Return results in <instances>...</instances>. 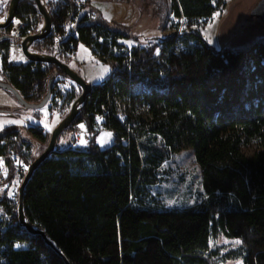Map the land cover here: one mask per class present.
<instances>
[{"label": "trees", "instance_id": "obj_1", "mask_svg": "<svg viewBox=\"0 0 264 264\" xmlns=\"http://www.w3.org/2000/svg\"><path fill=\"white\" fill-rule=\"evenodd\" d=\"M47 5L52 30L32 50L68 64L83 44L111 74L93 86L63 132L71 136L69 146L58 148V139L25 188L28 221L62 255L18 222L11 229L0 227V264H66L65 259L69 264H212L210 245L220 235L240 241L223 261L264 264V41L217 50L191 30L186 44L194 45L185 51L172 50L175 34L163 40L161 52L157 45L128 49L119 41L130 35L81 0H47ZM216 10L213 0H172L173 15L190 26ZM16 19L22 24L18 36L12 34L13 23L0 28L4 89L24 106L66 116L82 92L60 91L58 79L67 76L59 68L29 60L8 65L13 43L37 33L43 18L33 0H21ZM69 23L74 28L67 34ZM118 109L126 113L123 121ZM98 118L114 137L106 148L97 142ZM79 123L89 133L84 148L75 146L73 126ZM28 132L44 151L51 132L34 127ZM251 144L256 151L247 156ZM31 147L19 128L0 133V156L9 167L14 152L30 165L37 157ZM186 149L193 150L201 168L204 200L183 209L147 206L164 163Z\"/></svg>", "mask_w": 264, "mask_h": 264}, {"label": "rangeland", "instance_id": "obj_2", "mask_svg": "<svg viewBox=\"0 0 264 264\" xmlns=\"http://www.w3.org/2000/svg\"><path fill=\"white\" fill-rule=\"evenodd\" d=\"M44 1L47 4V0ZM218 1L213 0L217 10L210 19L190 26L184 19L173 15L172 0H81L82 4L92 6L100 12L112 28L124 30L130 35L129 39L119 41L128 49L157 45L156 52H161L163 40L175 34L172 50L175 53L185 51L194 45L193 41L186 44V34L191 30H197L217 50L245 48L256 41H264V21L253 15L254 9L261 0H221V4H218ZM9 3L10 0H6V4L0 3V21L6 18ZM86 10L89 16L93 17L94 13L88 8ZM13 24L12 34L18 36L22 24L16 18ZM40 24L39 30L43 28V22ZM66 28L68 34L74 25L69 23ZM62 39L64 37L59 38V40ZM11 56L16 64L28 62L23 53L18 54L13 51ZM72 61L80 65L81 69L78 73L93 86L103 84L111 74V67L100 62L83 44L79 45L68 64ZM1 67L2 62H0V84L4 82ZM58 80V88L63 94L72 89H76L78 93L82 92L81 88L68 77H59ZM119 105L127 114L130 113L128 105L122 103ZM70 109L67 110V114ZM140 113L144 119H150L146 108H142ZM64 117L60 113L50 116L47 107L36 110L33 105L24 106L11 92L0 87V133L19 128L23 139L32 146L33 157L42 153L43 146L28 132V128H36L39 125L52 131ZM82 124L86 127L84 123ZM96 129L99 133L97 141L102 148L113 144V134L102 128L100 118L97 119ZM70 141L69 133L62 134L58 148H67ZM87 144L80 141L76 146L84 148ZM244 151L247 156H252L256 146L251 144ZM160 177V182L150 188L154 200H146L147 206L162 210L183 209L195 206L205 198L201 183V168L192 149L183 150L166 161L161 168ZM236 242L237 240L228 239L223 235L212 242L210 245V251L214 253L211 259L212 264H244L241 260L223 261L221 259L222 255L237 248L239 243Z\"/></svg>", "mask_w": 264, "mask_h": 264}, {"label": "water", "instance_id": "obj_3", "mask_svg": "<svg viewBox=\"0 0 264 264\" xmlns=\"http://www.w3.org/2000/svg\"><path fill=\"white\" fill-rule=\"evenodd\" d=\"M21 0H10L8 12L6 18L0 21V28H6L11 23H13L16 18V13ZM43 18V28L37 33L29 34L21 41L22 53L29 61L39 62L43 64H51L59 68L69 79H71L79 88H81V95L74 101L71 106L70 112L64 117V119L52 130L49 143L45 150L35 158V160L30 164L28 172L25 174L24 180L19 190V202H18V220L19 224L29 233L34 235H40L44 241L56 250L60 255V251L55 247L54 243L49 240L46 233L39 230L37 227L33 226L27 219L24 211L23 197L25 188L35 172V170L40 166V164L45 161L50 155L55 151L56 144L60 136L65 130H67L76 120L78 114L80 113L82 107L87 102L88 96L92 93L93 85L89 84L85 79L74 69H72L69 64L63 62L56 55H48L37 53L33 51L32 44L37 41L46 38L52 30V14L49 10L48 5L44 0H33ZM253 15L260 17L264 21V0L260 3L253 11ZM3 88L6 87L5 84H0ZM18 99L20 97L18 96ZM65 259V258H64ZM66 264L69 262L65 259Z\"/></svg>", "mask_w": 264, "mask_h": 264}, {"label": "built area", "instance_id": "obj_4", "mask_svg": "<svg viewBox=\"0 0 264 264\" xmlns=\"http://www.w3.org/2000/svg\"><path fill=\"white\" fill-rule=\"evenodd\" d=\"M43 22L39 20V24ZM41 25V24H40ZM22 53L21 42H15L11 46L10 54L12 51ZM1 62V56H0ZM14 64L11 59L8 60V65ZM109 109H105V112H109ZM118 118L123 121L126 118V113L122 109H118L117 112ZM82 123L75 124L73 126V134L76 139L75 146L80 141H89V133L86 127ZM38 129V128H37ZM40 130V129H39ZM42 131V130H41ZM12 140H15L16 137L12 136ZM4 143V141H3ZM11 166L9 167L6 164L5 157L0 156V190L3 194L0 195V227L2 230L11 229L16 226L19 222L18 220V202H19V190L24 180L25 174L28 172L29 164L19 153H12L10 155ZM12 172V178L9 179V176ZM14 206V207H10ZM10 207V208H9ZM2 251H5V248H2Z\"/></svg>", "mask_w": 264, "mask_h": 264}, {"label": "crops", "instance_id": "obj_5", "mask_svg": "<svg viewBox=\"0 0 264 264\" xmlns=\"http://www.w3.org/2000/svg\"><path fill=\"white\" fill-rule=\"evenodd\" d=\"M14 51V50H13ZM12 51V52H13ZM16 52V51H15ZM16 53H18V52H16ZM18 54H21V53H18ZM10 59H11V61L14 63V64H16L14 61H13V58H12V56H11V54H10ZM18 64H25L24 62L23 63H18ZM69 66L72 68V69H74L75 71H77V72H79L80 71V65L78 64V63H74L73 61L71 62V63H69ZM0 87H2V86H0ZM3 88V87H2ZM5 110H7V109H5ZM5 110H3V111H5ZM36 128H38V129H40V130H42V131H50V132H52L49 128H44V127H41V126H36ZM98 142V141H97ZM1 194H3V192L0 190V195Z\"/></svg>", "mask_w": 264, "mask_h": 264}, {"label": "snow or ice", "instance_id": "obj_6", "mask_svg": "<svg viewBox=\"0 0 264 264\" xmlns=\"http://www.w3.org/2000/svg\"><path fill=\"white\" fill-rule=\"evenodd\" d=\"M0 3H5L6 4V0H0ZM14 59H15V57H14ZM21 59H23V57H21ZM80 127L83 128V125H81ZM81 143H86V141L82 140ZM236 243H240V241H237ZM17 247H19V245H17Z\"/></svg>", "mask_w": 264, "mask_h": 264}]
</instances>
